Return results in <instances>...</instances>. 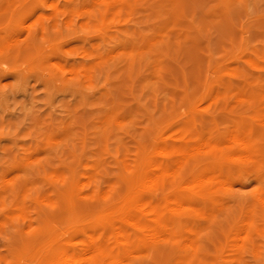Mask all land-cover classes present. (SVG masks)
<instances>
[{
  "label": "rangeland",
  "instance_id": "1",
  "mask_svg": "<svg viewBox=\"0 0 264 264\" xmlns=\"http://www.w3.org/2000/svg\"><path fill=\"white\" fill-rule=\"evenodd\" d=\"M230 136L260 148L259 164L198 205L195 264H264V0H0V264H42L73 226L79 247L112 243L129 227L102 230V211L130 185L161 208L186 192L180 155L171 180L144 183L163 150L241 153ZM164 247L129 264L166 263Z\"/></svg>",
  "mask_w": 264,
  "mask_h": 264
},
{
  "label": "bare ground",
  "instance_id": "2",
  "mask_svg": "<svg viewBox=\"0 0 264 264\" xmlns=\"http://www.w3.org/2000/svg\"><path fill=\"white\" fill-rule=\"evenodd\" d=\"M246 137L249 136L246 135ZM229 139L232 143L239 144L242 150L241 153L235 152L233 154L229 153L223 155V151L221 152L219 145L212 148L213 150L210 155H208V153L205 155L207 149L211 151V148H208L209 146L205 147L203 145L204 147L202 150L194 148L193 145V147L186 145L183 142L178 149L173 151L171 149L163 150V161L158 160L153 164L151 169L152 176L146 178L144 183L149 184L153 181L160 182L161 180L163 181L164 178L171 180L172 173L170 166L173 162V156L175 155L176 157L180 155L181 159L177 162L179 166L186 163L185 169H190L191 171L187 177L180 181L181 185H185L184 189H186V192L182 191L179 187H172L173 189L170 193L164 194L165 207L161 208L142 195L143 187L134 189V185H130V194L127 195L128 200L127 202L125 201L126 204L117 210H103V221L101 223L102 230H114L116 228V223L122 221V223H125L129 227V230H124V227L120 229L119 227L118 231L115 233L114 241L112 239L113 242H110L111 244L107 238L109 236L103 235L97 238H92L90 236L88 238V243L85 242V245L79 247L81 244L79 245L80 242L77 238L80 229L73 226L69 230L71 232L70 239L66 242L58 241L53 244L51 247L56 250L55 255L42 262V264H129L131 258L133 256L135 257L137 253L139 254L142 249H145L150 242L163 243L166 247L164 248L168 249V259L166 263L164 262L163 264H195L194 256L196 251L200 249L196 243V236L199 231H195L192 224L194 218L201 215V209L198 205L202 204L203 206H207L213 201L215 191L212 185L214 182L218 181L222 175L225 174L230 177V175H235L238 171L248 170L259 164V162L257 163V158L261 156L260 148L254 147L251 140L244 138L238 139L236 136H230ZM210 143L212 144V142ZM210 143L209 145H211ZM196 170L198 171L195 176L196 183L193 184L194 181L190 179L194 176L191 177V173ZM64 191L67 190L64 188ZM105 195L104 193V197ZM91 198L92 197H90V199ZM67 216L73 224L78 221L77 214L73 211L72 206L69 208ZM176 234L183 241L181 247L175 241ZM81 238H83V236ZM184 249L187 251V254L183 253ZM29 256V253H27L25 263L33 264L35 260L33 261L34 258L31 259ZM37 257L38 256H35V258Z\"/></svg>",
  "mask_w": 264,
  "mask_h": 264
}]
</instances>
